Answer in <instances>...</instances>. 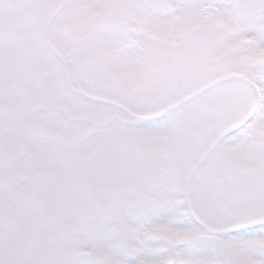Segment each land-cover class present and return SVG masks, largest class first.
I'll return each instance as SVG.
<instances>
[{"label":"snow or ice","instance_id":"1","mask_svg":"<svg viewBox=\"0 0 264 264\" xmlns=\"http://www.w3.org/2000/svg\"><path fill=\"white\" fill-rule=\"evenodd\" d=\"M262 52L264 0H0V264H264Z\"/></svg>","mask_w":264,"mask_h":264},{"label":"rangeland","instance_id":"2","mask_svg":"<svg viewBox=\"0 0 264 264\" xmlns=\"http://www.w3.org/2000/svg\"><path fill=\"white\" fill-rule=\"evenodd\" d=\"M102 14L103 13H100V15H102ZM201 22L203 23V22H206V21L202 20ZM250 43H253V45H254V42H250ZM261 54H264V52H262ZM241 62L243 63V58H242Z\"/></svg>","mask_w":264,"mask_h":264}]
</instances>
